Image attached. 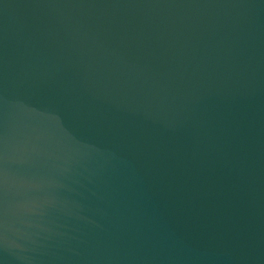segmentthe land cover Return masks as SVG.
I'll return each mask as SVG.
<instances>
[{
    "label": "water",
    "instance_id": "obj_1",
    "mask_svg": "<svg viewBox=\"0 0 264 264\" xmlns=\"http://www.w3.org/2000/svg\"><path fill=\"white\" fill-rule=\"evenodd\" d=\"M264 0H0V264H262Z\"/></svg>",
    "mask_w": 264,
    "mask_h": 264
}]
</instances>
